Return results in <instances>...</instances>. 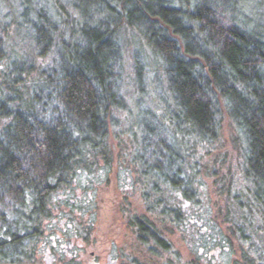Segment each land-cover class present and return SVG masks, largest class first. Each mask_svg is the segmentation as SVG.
Returning a JSON list of instances; mask_svg holds the SVG:
<instances>
[{"label": "trees", "instance_id": "trees-1", "mask_svg": "<svg viewBox=\"0 0 264 264\" xmlns=\"http://www.w3.org/2000/svg\"><path fill=\"white\" fill-rule=\"evenodd\" d=\"M0 3V264H264V0Z\"/></svg>", "mask_w": 264, "mask_h": 264}, {"label": "rangeland", "instance_id": "rangeland-1", "mask_svg": "<svg viewBox=\"0 0 264 264\" xmlns=\"http://www.w3.org/2000/svg\"><path fill=\"white\" fill-rule=\"evenodd\" d=\"M8 3L10 2L12 5L14 4V0H5ZM254 2L255 0H241V8L244 11V14L247 15H252V17H257V13L254 12ZM8 14V5L4 4L2 5L0 3V20H5L8 21L6 15ZM22 57V56H21ZM126 66L127 68H129L130 63H128V60L126 61ZM152 78V74H150L149 79ZM152 84H146V91L143 94L144 98H154L156 95V92L154 91L155 89L151 86ZM133 102V101H132ZM162 105V107H167V109H169L170 111L172 110V105L168 102V100H166V95L165 92H163L162 98L159 101V106ZM160 110V109H159ZM133 111V109H132ZM226 136H228V133H226ZM137 193L134 194V196L131 198V200H129V202L131 203V205L133 204V207L135 209H140V207L142 206V198H141V193L139 191H136ZM255 193V192H254ZM128 208L131 209L129 204H126ZM102 208L101 212H100V219L98 222L97 227H95L96 231V237L98 238L101 235H105L107 232L109 233L110 231L113 232V234L116 236L118 234H121L122 232V238L118 239L122 242V244H124L123 242L127 243L128 240V245L130 244V239H128L129 234H128V228L126 227V223L124 218V214L123 217L121 218V216L118 213H123V209H124V202L122 201L119 204L118 209L113 207L110 204H106L105 206H103L101 204L100 206ZM125 210V209H124ZM125 212V211H124ZM95 213H97V211H95ZM99 213V212H98ZM117 219V223L118 224H114L112 223V220ZM111 225H115V226H111ZM125 245V244H124ZM127 245V247H128ZM107 245L103 244V249H106ZM127 252V250H126ZM105 260L108 261L107 256L105 255L104 257V262ZM84 263H86V257L84 258ZM93 263V262H92Z\"/></svg>", "mask_w": 264, "mask_h": 264}]
</instances>
